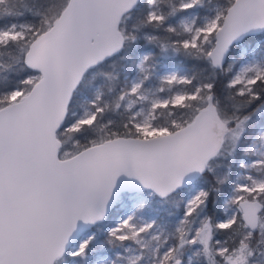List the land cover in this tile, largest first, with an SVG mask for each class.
<instances>
[{"label":"snow or ice","instance_id":"1","mask_svg":"<svg viewBox=\"0 0 264 264\" xmlns=\"http://www.w3.org/2000/svg\"><path fill=\"white\" fill-rule=\"evenodd\" d=\"M0 264H264V0H0Z\"/></svg>","mask_w":264,"mask_h":264},{"label":"rangeland","instance_id":"2","mask_svg":"<svg viewBox=\"0 0 264 264\" xmlns=\"http://www.w3.org/2000/svg\"><path fill=\"white\" fill-rule=\"evenodd\" d=\"M167 63L171 64V63H173V61H167ZM174 63H175V65H177V66L181 65V63H179V61L176 60V59H175ZM123 211H124L123 209H122V210H119L118 213H116V214L114 215V219H115V220H118V219H119V216L123 214Z\"/></svg>","mask_w":264,"mask_h":264},{"label":"trees","instance_id":"3","mask_svg":"<svg viewBox=\"0 0 264 264\" xmlns=\"http://www.w3.org/2000/svg\"><path fill=\"white\" fill-rule=\"evenodd\" d=\"M176 60H178V61H179V63H181V64H182V61H181L179 58H177Z\"/></svg>","mask_w":264,"mask_h":264}]
</instances>
